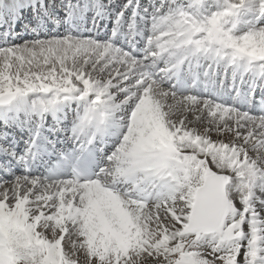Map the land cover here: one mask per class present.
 Masks as SVG:
<instances>
[{
    "label": "snow or ice",
    "instance_id": "1",
    "mask_svg": "<svg viewBox=\"0 0 264 264\" xmlns=\"http://www.w3.org/2000/svg\"><path fill=\"white\" fill-rule=\"evenodd\" d=\"M0 264H264V0H0Z\"/></svg>",
    "mask_w": 264,
    "mask_h": 264
}]
</instances>
